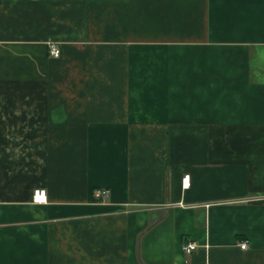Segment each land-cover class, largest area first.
<instances>
[{
    "label": "crops",
    "instance_id": "1",
    "mask_svg": "<svg viewBox=\"0 0 264 264\" xmlns=\"http://www.w3.org/2000/svg\"><path fill=\"white\" fill-rule=\"evenodd\" d=\"M0 264H264V0H0Z\"/></svg>",
    "mask_w": 264,
    "mask_h": 264
},
{
    "label": "built area",
    "instance_id": "2",
    "mask_svg": "<svg viewBox=\"0 0 264 264\" xmlns=\"http://www.w3.org/2000/svg\"><path fill=\"white\" fill-rule=\"evenodd\" d=\"M49 46V53L52 57L54 58H58L61 54L60 48L58 47V45L55 42H49L48 44ZM190 181V176L187 175L184 177L183 182L184 185H188ZM109 194V191L106 189H98L95 193V196L97 198H104L105 196H107ZM47 199L46 197V190L45 189H37L34 191V200L39 202V201H45ZM248 246V242L244 241L241 243V248L242 249H246ZM197 248L196 244L193 243H189V244H185L183 246V251L187 254L192 253L195 249Z\"/></svg>",
    "mask_w": 264,
    "mask_h": 264
}]
</instances>
